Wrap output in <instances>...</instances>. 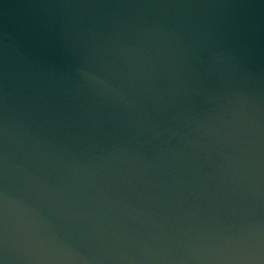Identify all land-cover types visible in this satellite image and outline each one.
Here are the masks:
<instances>
[{"label": "water", "instance_id": "1", "mask_svg": "<svg viewBox=\"0 0 264 264\" xmlns=\"http://www.w3.org/2000/svg\"><path fill=\"white\" fill-rule=\"evenodd\" d=\"M0 264H264V0H0Z\"/></svg>", "mask_w": 264, "mask_h": 264}]
</instances>
